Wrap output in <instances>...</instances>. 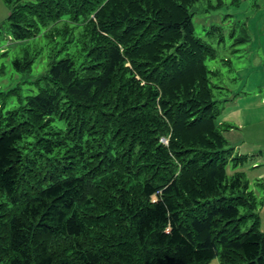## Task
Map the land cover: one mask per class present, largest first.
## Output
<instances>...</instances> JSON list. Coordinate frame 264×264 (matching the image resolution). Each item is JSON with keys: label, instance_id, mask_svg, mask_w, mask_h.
<instances>
[{"label": "trees", "instance_id": "16d2710c", "mask_svg": "<svg viewBox=\"0 0 264 264\" xmlns=\"http://www.w3.org/2000/svg\"><path fill=\"white\" fill-rule=\"evenodd\" d=\"M5 2L16 41L70 40L0 117V264H264L256 195L227 172L241 157L217 123L197 0Z\"/></svg>", "mask_w": 264, "mask_h": 264}, {"label": "rangeland", "instance_id": "374dc122", "mask_svg": "<svg viewBox=\"0 0 264 264\" xmlns=\"http://www.w3.org/2000/svg\"><path fill=\"white\" fill-rule=\"evenodd\" d=\"M190 12L194 14L196 36L213 50V57L209 55L205 64L212 72V92L220 110L217 123L227 130L223 135L228 148H238L234 158L241 157L237 162L230 161L228 175L244 174L249 191L258 200L259 230L264 233V149L250 151L254 144L264 146V0H197ZM10 13L11 6L0 0V117L39 93L41 79L50 68L51 52L70 40L68 35L52 40L50 33L43 32L34 39L16 41L10 31ZM36 50L40 54L32 69L18 72L14 61ZM77 52L73 47L58 58L67 53L77 56ZM55 125L64 127L65 123L55 121ZM163 141L168 143L167 139ZM252 224L249 219L242 230ZM209 264L221 261L217 258Z\"/></svg>", "mask_w": 264, "mask_h": 264}, {"label": "crops", "instance_id": "0c3cea01", "mask_svg": "<svg viewBox=\"0 0 264 264\" xmlns=\"http://www.w3.org/2000/svg\"><path fill=\"white\" fill-rule=\"evenodd\" d=\"M263 100H264V97H263ZM240 127H242L241 125H240ZM232 129L231 130H233V129H235L234 127H231ZM253 145V144H252ZM254 146H255V148L253 149V150H250V151H257V150H261V149H264V146H262V145H257V144H254ZM235 149H238V148H235ZM234 149V150H235ZM262 151V150H261ZM260 178H262L261 177V175H260ZM260 221H261V218H260Z\"/></svg>", "mask_w": 264, "mask_h": 264}]
</instances>
